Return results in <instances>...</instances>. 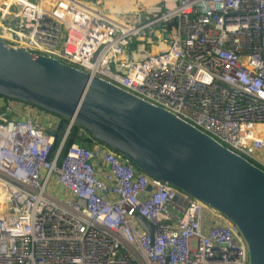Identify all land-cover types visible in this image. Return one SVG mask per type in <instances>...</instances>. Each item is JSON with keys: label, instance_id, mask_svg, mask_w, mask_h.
<instances>
[{"label": "built area", "instance_id": "2783aa9c", "mask_svg": "<svg viewBox=\"0 0 264 264\" xmlns=\"http://www.w3.org/2000/svg\"><path fill=\"white\" fill-rule=\"evenodd\" d=\"M0 40L162 108L264 171V0L127 12L0 0ZM60 121L0 95V264H251L239 229L209 205L100 142L65 150L74 121L55 150Z\"/></svg>", "mask_w": 264, "mask_h": 264}, {"label": "water", "instance_id": "95a60500", "mask_svg": "<svg viewBox=\"0 0 264 264\" xmlns=\"http://www.w3.org/2000/svg\"><path fill=\"white\" fill-rule=\"evenodd\" d=\"M0 95L74 121L141 172L220 212L246 240L250 263L264 264V171L211 136L99 78L1 40Z\"/></svg>", "mask_w": 264, "mask_h": 264}, {"label": "trees", "instance_id": "16d2710c", "mask_svg": "<svg viewBox=\"0 0 264 264\" xmlns=\"http://www.w3.org/2000/svg\"><path fill=\"white\" fill-rule=\"evenodd\" d=\"M60 124L59 126L57 127V129L55 130V135H56V141H55V150L58 148V146L60 145L62 139H63V136L65 134V131L69 125V120L67 119H63L62 117H60ZM81 131V127L75 125L72 130H71V133L67 139V142H66V145H65V150H67L72 144L76 143V142H79V143H82V144H86V145H92L93 142H98L97 140H95L94 138L93 139H90L88 137H83L81 138L79 136V133Z\"/></svg>", "mask_w": 264, "mask_h": 264}, {"label": "bare ground", "instance_id": "6f19581e", "mask_svg": "<svg viewBox=\"0 0 264 264\" xmlns=\"http://www.w3.org/2000/svg\"><path fill=\"white\" fill-rule=\"evenodd\" d=\"M146 5L154 4L160 0H138ZM135 0H118L115 6L117 7L118 11L127 12L134 9ZM113 4V3H112Z\"/></svg>", "mask_w": 264, "mask_h": 264}, {"label": "rangeland", "instance_id": "374dc122", "mask_svg": "<svg viewBox=\"0 0 264 264\" xmlns=\"http://www.w3.org/2000/svg\"><path fill=\"white\" fill-rule=\"evenodd\" d=\"M101 2H102V4H104V5H113V6H115V4H117V1L118 0H100ZM160 1H163V0H160ZM140 1H138V0H135V2H134V5H135V3H139ZM113 3V4H112ZM25 103V102H24ZM36 109H38L39 107H37V106H34ZM45 110V109H44ZM258 156H259V158L261 159V160H263L264 161V155H262V154H258Z\"/></svg>", "mask_w": 264, "mask_h": 264}]
</instances>
